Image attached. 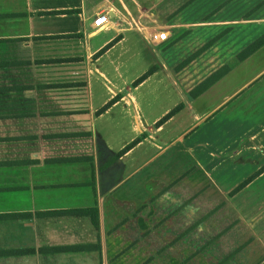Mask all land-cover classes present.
Instances as JSON below:
<instances>
[{
	"label": "crops",
	"instance_id": "1",
	"mask_svg": "<svg viewBox=\"0 0 264 264\" xmlns=\"http://www.w3.org/2000/svg\"><path fill=\"white\" fill-rule=\"evenodd\" d=\"M260 38L264 0H0V264H264V108L211 127Z\"/></svg>",
	"mask_w": 264,
	"mask_h": 264
},
{
	"label": "rangeland",
	"instance_id": "2",
	"mask_svg": "<svg viewBox=\"0 0 264 264\" xmlns=\"http://www.w3.org/2000/svg\"><path fill=\"white\" fill-rule=\"evenodd\" d=\"M263 70L264 48L223 79L219 83L217 90L212 93L213 99L215 100L218 98L219 102L223 95L231 94L237 91L239 87L246 85L243 90H241L242 92H238H241L239 97L231 98L226 103V107L216 113L215 122L211 127L220 139L226 138L228 131L235 132L232 127L230 128L232 124L234 125L237 122L251 123L248 119L253 116L257 118L260 111L263 110L264 103H262V100L264 99V92L260 91L262 88L264 89V75L262 76L264 72L260 74ZM206 98L208 99L209 97L206 96L203 99L206 100ZM262 113L264 114V110Z\"/></svg>",
	"mask_w": 264,
	"mask_h": 264
},
{
	"label": "trees",
	"instance_id": "3",
	"mask_svg": "<svg viewBox=\"0 0 264 264\" xmlns=\"http://www.w3.org/2000/svg\"><path fill=\"white\" fill-rule=\"evenodd\" d=\"M264 45V38H260L259 40H257L256 42H254L252 45H250L246 51L245 54H252L254 53L256 50H258L260 47H262ZM148 76V74H145L144 76H142L139 81H143L146 77ZM219 76V75H218ZM218 76L214 77L217 78ZM61 213V212H58ZM66 213V212H64ZM68 213H74L72 211L68 212ZM79 213L83 214V213H87V214H92V220L94 222V224L97 226L98 225V219H97V212L96 210H81ZM87 249L84 246H68V247H55V248H44L42 250L43 253H67V252H77V251H83Z\"/></svg>",
	"mask_w": 264,
	"mask_h": 264
},
{
	"label": "built area",
	"instance_id": "4",
	"mask_svg": "<svg viewBox=\"0 0 264 264\" xmlns=\"http://www.w3.org/2000/svg\"><path fill=\"white\" fill-rule=\"evenodd\" d=\"M109 20V17L107 14H101L98 15L97 18L94 20L93 24L96 27H102L105 25ZM149 38H152L153 41L157 42H164L167 40L168 36L166 32H158L155 34L148 35Z\"/></svg>",
	"mask_w": 264,
	"mask_h": 264
}]
</instances>
